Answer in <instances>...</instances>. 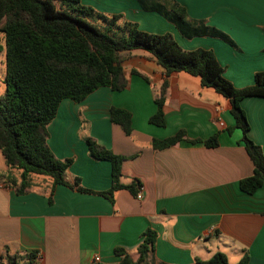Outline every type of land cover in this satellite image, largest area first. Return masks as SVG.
<instances>
[{
  "label": "crops",
  "instance_id": "obj_1",
  "mask_svg": "<svg viewBox=\"0 0 264 264\" xmlns=\"http://www.w3.org/2000/svg\"><path fill=\"white\" fill-rule=\"evenodd\" d=\"M175 1L190 18L227 34L236 47L206 36L186 39L160 15L143 11L136 0L80 2L104 15H120L142 31L169 33L183 50H211L233 87L252 85L253 74L264 71V0ZM121 66L126 88L100 87L79 103L63 99L47 127L46 143L57 159H72L66 182L72 185L77 178L81 187L93 192L110 187L111 168L108 161L89 157L85 138L123 156L120 181L138 182L141 199L121 189L111 203L100 195L57 185L48 202L51 184L42 176H34L33 186L17 194L7 179H17L19 172L8 170L0 153V262L35 253L34 264H93L94 257L100 264H116L120 258L115 248L135 260L143 232L150 228L157 237L146 264H194L216 252L223 253L228 264H236L244 253L248 264H264V182L252 195L238 188L253 166L241 131L233 128L228 100L202 88L195 77H165L142 51L128 53ZM164 80V126L158 127L148 120L156 111L154 94ZM240 106L248 136L264 156V98L246 97ZM111 107L130 113L129 135L110 122ZM180 132L184 138L174 145L151 147L152 140ZM212 136L217 145L207 147L204 141Z\"/></svg>",
  "mask_w": 264,
  "mask_h": 264
},
{
  "label": "trees",
  "instance_id": "obj_2",
  "mask_svg": "<svg viewBox=\"0 0 264 264\" xmlns=\"http://www.w3.org/2000/svg\"><path fill=\"white\" fill-rule=\"evenodd\" d=\"M81 0H0V33L4 42L5 93L0 95V153L8 170L19 172L17 179L7 182L17 194L29 190L34 176L50 180V196L57 185L80 193L97 194L113 203L115 191L124 189L134 197L138 182L121 183L123 156L116 155L90 137L85 138L88 155L95 161L110 163V187L93 192L81 187L79 179L66 182L65 172L72 159H57L49 149L47 127L54 119L59 103L70 99L83 101L100 87L122 91L127 86L121 62L132 51H142L163 71L165 77L184 73L198 79L202 88L211 89L228 100L234 127L241 131V141L252 163V174L238 182L247 195L254 194L264 182V156L260 146L248 136L249 124L240 101L246 97L264 98V71L253 74V84L237 89L224 78L223 67L211 50H183L169 33L142 31L136 23L122 20L120 15H104ZM146 12H154L168 22L186 39L218 38L236 47L224 32L209 26L204 20L190 18L175 0H136ZM91 21H94L93 24ZM1 49V47H0ZM145 81L147 77L135 70ZM167 83L164 80L154 94L156 111L149 123L164 126L163 103ZM130 113L119 108L109 109V119L129 135ZM184 138L183 133L158 141L152 140L154 150H162ZM190 143H197L190 140ZM207 147L217 145L216 136L204 141ZM157 234L147 228L138 245L137 258L132 260L124 250L114 249L116 264H146L153 252ZM35 253L8 257L0 264H34ZM100 264V263H94ZM163 264V263H161ZM194 264H228L221 252L208 260L196 259ZM236 264H248L246 253Z\"/></svg>",
  "mask_w": 264,
  "mask_h": 264
},
{
  "label": "rangeland",
  "instance_id": "obj_3",
  "mask_svg": "<svg viewBox=\"0 0 264 264\" xmlns=\"http://www.w3.org/2000/svg\"><path fill=\"white\" fill-rule=\"evenodd\" d=\"M94 10V9H93ZM95 11V10H94ZM162 21L168 22L166 19H164L161 16H158ZM93 24H95L94 21H91ZM140 28H147L146 25L141 24ZM141 30V29H140ZM0 95H3L5 93V70H4V42H3V35L0 33ZM15 172H18L17 170H14Z\"/></svg>",
  "mask_w": 264,
  "mask_h": 264
},
{
  "label": "built area",
  "instance_id": "obj_4",
  "mask_svg": "<svg viewBox=\"0 0 264 264\" xmlns=\"http://www.w3.org/2000/svg\"><path fill=\"white\" fill-rule=\"evenodd\" d=\"M141 192H142V187L140 186L139 189H138V192H137V194L135 196L136 199H141ZM98 260H99L98 257H94L93 258V264L94 263H98Z\"/></svg>",
  "mask_w": 264,
  "mask_h": 264
}]
</instances>
